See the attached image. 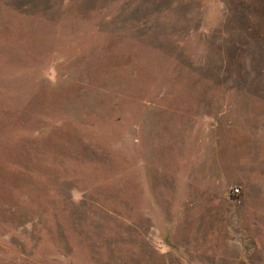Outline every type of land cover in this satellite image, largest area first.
I'll return each mask as SVG.
<instances>
[{"label": "rangeland", "instance_id": "1", "mask_svg": "<svg viewBox=\"0 0 264 264\" xmlns=\"http://www.w3.org/2000/svg\"><path fill=\"white\" fill-rule=\"evenodd\" d=\"M0 264H264V0H0Z\"/></svg>", "mask_w": 264, "mask_h": 264}, {"label": "built area", "instance_id": "2", "mask_svg": "<svg viewBox=\"0 0 264 264\" xmlns=\"http://www.w3.org/2000/svg\"><path fill=\"white\" fill-rule=\"evenodd\" d=\"M239 193V190H234L233 191V194H238Z\"/></svg>", "mask_w": 264, "mask_h": 264}]
</instances>
